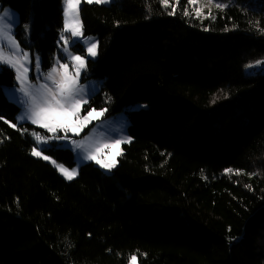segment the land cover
Segmentation results:
<instances>
[{
  "label": "trees",
  "instance_id": "trees-1",
  "mask_svg": "<svg viewBox=\"0 0 264 264\" xmlns=\"http://www.w3.org/2000/svg\"><path fill=\"white\" fill-rule=\"evenodd\" d=\"M224 1L200 16L188 0L81 5L101 80L86 109L146 105L127 111L132 139L110 172L90 161L68 180L31 155V132L45 131L17 124L4 92L15 71L0 68V264H264V69L245 72L264 60V0ZM0 3L49 69L62 0ZM44 154L76 165L68 148Z\"/></svg>",
  "mask_w": 264,
  "mask_h": 264
},
{
  "label": "snow or ice",
  "instance_id": "snow-or-ice-1",
  "mask_svg": "<svg viewBox=\"0 0 264 264\" xmlns=\"http://www.w3.org/2000/svg\"><path fill=\"white\" fill-rule=\"evenodd\" d=\"M87 2L99 4L105 3L107 0H87ZM160 2L164 6H168L169 0H160ZM177 3H179V0H177ZM188 3H194V0H188ZM209 3L211 4L212 0H209ZM80 4L81 0H62V14L64 20L63 29L61 30L59 37V40L63 41L65 45V47L62 48L64 58L70 62H74V67L76 68L75 77L68 73L67 64H61L60 67L63 68L64 71L58 73V68L54 63L49 69L46 79L52 81L55 88L49 87L47 83H44L34 91H30L28 87L24 86L29 79V67L27 65L34 62L35 69L39 71L41 68V59L38 54L34 57H30L28 51L20 48V44L15 40V34L12 31L16 24L15 14L9 9H3V11L0 12V39L6 42L8 51L13 53V55H5L4 49L0 48V64H7L14 69L15 79L21 85L18 91L23 93L24 97L27 98L23 101L24 113L22 115L18 114L14 117L17 124L21 121H30L31 124L39 125L41 128L46 129L48 133H52V135L49 136L40 135L36 131L31 132V135L36 141L31 149V155L36 157L42 156L44 160H51L50 156L44 155L45 152L55 153L58 150L68 148L76 154L79 160L95 161V163L102 169L111 171V169L116 166V156L121 155L122 153L117 152L110 160L102 159L99 158L102 148H119L122 143H130L132 139L131 137L116 139L114 143H105L93 150L87 143L89 141L88 136H85L81 141H77L71 139L68 135L69 132L79 135V133L83 131L93 119H97L103 115V111L97 113L95 108H91L82 119L80 117L82 106L89 103L84 96H90L92 93L89 91L87 85H79L78 83L80 71L86 68L85 58L80 55H72L69 49L76 48V51L79 52L82 50L80 45H84L83 50L86 51L87 56L89 58H95L98 55L99 45V41L94 38L83 36L79 11ZM215 6L217 8H223L227 5L217 3ZM169 14L174 15L175 8H173V11ZM184 14L188 15L187 10H185ZM196 15L200 16L201 11L196 10ZM25 29L27 31L28 25H25ZM261 31H264V29H261ZM68 33H70V36L69 38H66V34ZM89 41L92 42L89 43ZM57 43L59 44V41ZM16 54H19L21 58H15ZM256 63L260 64L262 62L257 61ZM57 74H59L58 79ZM14 91L16 90H5L8 99L15 100V96L13 95ZM137 107L146 106L141 105ZM0 111H4L6 114L7 110L0 109ZM93 113H96V115L94 116ZM73 117H75V119H73ZM3 120H5V115H0V121ZM17 124H12L11 126L16 128ZM19 130L22 133L29 131L27 128H21ZM61 132L63 134H60ZM79 160H77V166L72 170H69L62 164H56L55 160H53L52 163L57 166L58 170L66 179L72 180L78 175ZM224 171L226 173H231L234 170L225 169ZM235 171L239 173L241 170ZM130 259L131 264H136V255H132Z\"/></svg>",
  "mask_w": 264,
  "mask_h": 264
},
{
  "label": "rangeland",
  "instance_id": "rangeland-1",
  "mask_svg": "<svg viewBox=\"0 0 264 264\" xmlns=\"http://www.w3.org/2000/svg\"><path fill=\"white\" fill-rule=\"evenodd\" d=\"M112 1H114V0H107V2L99 3V4H110ZM175 1H177V0H175ZM84 2H87V0H81V4L79 6V11L81 9V5ZM217 3L227 5V1H224V0H212L211 4L209 3V0H194V3L190 4V6H189L190 13L196 14V10H200L201 14H207L209 9L212 11L215 8H217L215 6ZM3 9H9L12 13L15 14L16 24L14 25V27L12 29V31L15 34V28L19 22V14L16 10H14L10 7H3V5L0 3V12H2ZM80 21H81V13H80ZM81 24H82V21H81ZM82 31H83V29H82ZM69 36H70V33L66 34V38H69ZM83 36L89 37V38H94L95 40L98 41V38L95 35H86L83 33ZM126 38L133 39V36H132V34H128L126 36ZM15 40L18 41L16 39V37H15ZM58 41H59V44L57 43V51H56V54L54 55L53 64L54 63L56 64V66L58 68V73L64 71V69L61 68L60 65L61 64H67L68 65V68H67L68 73L71 76L75 77L76 76V68L74 67V62H70L69 60L64 58V53L62 52V48L65 47L64 42L60 41L59 39H58ZM91 42L92 41H89V43H91ZM80 47L84 48V45H80ZM0 48L4 49L5 55H9V56L13 55V53L8 51V47L6 46V42L3 41L2 39H0ZM20 48L22 50L28 51L30 57H34L36 54H38L40 59H41V68L39 71H37L35 69L34 62L29 63L27 65L29 67V72H28V78L29 79L24 86L28 87L30 91H34L36 88H39V86L41 84H44V83H47L49 85V87L55 88V85L52 83V81L46 79V75H47L49 69L53 66V64L49 69H44L42 56L40 55V53H38V52L34 53L30 49L23 48L21 45H20ZM69 51L71 52L72 55H80V56L84 57L86 60V68L82 69L80 71V77H79L78 83H79V85H87L89 91L92 93L90 96H88V95L84 96V98L89 101L90 97L99 91L101 80L98 78H94V77L89 76L88 67H87V60L89 59V57L87 56L86 51L84 53H82L80 51L77 52L76 48H70ZM97 57H98V55L95 58H91V59H96ZM15 58H21V56L19 54H16ZM261 62L262 63H260V64L254 63V64L249 65L248 67H246L245 72L248 74H251V73H255L257 71L263 70L264 69V60H261ZM3 65L8 66L7 64H0V68ZM8 67H10V66H8ZM58 78H59V74H57V79ZM20 87H21L20 83L18 81H16V84H14L12 86L4 87V92H5V90H16L13 93V95L15 96V100H13V101H15L21 107L19 115H22L24 113L23 101L27 98L24 97L23 93L18 91V89ZM5 94H6V92H5ZM141 105L146 106L144 103H141V102L128 103L124 106L123 110L117 112L116 114L109 115V116H107V114H106L107 112L105 111V109H96L97 113L103 111V115L98 117L97 119H93L91 121V123L88 124V126L85 127L83 129V131H81L79 133V135H76L72 132H69L68 135L71 137V139H74L77 141H81L84 139L85 136H88L89 141L87 143L89 144V147L93 150H95L96 147H100L102 144L114 143V141L116 139H124L126 137H130L129 132H128L129 121L127 118V111L129 109L140 108L137 106H141ZM85 106L86 105H83L81 108V113H80L81 119L83 118V116H85L87 114V111H88ZM93 115L95 116L96 113H93ZM73 119H75V117H73ZM21 122H24V121H21ZM27 122L31 123L30 121H27ZM36 126L41 128L39 125H36ZM41 129L44 130L45 132H47L46 129H43V128H41ZM45 132H37V133L40 135H49V136L52 135V133H48V132L45 133ZM60 134H63V133L61 132ZM69 144H70V141H69ZM124 144H126V143H122L119 146V148H116V147L102 148L101 153L99 155V158L110 160L111 157L116 155L117 152L123 153V145ZM121 155L116 156V166L115 167H117V165L119 164V158ZM53 160H55V159L51 157V160H47V161L52 163ZM75 160H76V165L74 167H67L66 165L58 162L57 160H55V161H56V164H62L63 166H65L69 170H72L73 168H75L77 166V160H79V158L76 156V154H75ZM85 162H90V161L89 160H79V167L81 166V164H83ZM93 162H95V161H93ZM52 165H54L55 168L58 170V168L55 164L52 163ZM113 169H111V171ZM78 171H79V169H78ZM108 172H110V171H108ZM59 173L62 175V173L60 171H59ZM62 176H64V175H62ZM133 255L137 256L136 264H139L138 254H133ZM128 264H131V259L129 260Z\"/></svg>",
  "mask_w": 264,
  "mask_h": 264
}]
</instances>
